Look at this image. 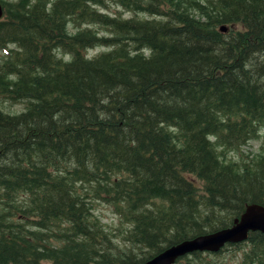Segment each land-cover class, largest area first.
<instances>
[{
	"label": "trees",
	"instance_id": "trees-1",
	"mask_svg": "<svg viewBox=\"0 0 264 264\" xmlns=\"http://www.w3.org/2000/svg\"><path fill=\"white\" fill-rule=\"evenodd\" d=\"M0 3V264H143L264 206V0ZM230 251L264 234L176 264Z\"/></svg>",
	"mask_w": 264,
	"mask_h": 264
},
{
	"label": "water",
	"instance_id": "water-1",
	"mask_svg": "<svg viewBox=\"0 0 264 264\" xmlns=\"http://www.w3.org/2000/svg\"><path fill=\"white\" fill-rule=\"evenodd\" d=\"M2 17L3 6L0 3V20ZM220 31L226 32V29L221 27ZM251 232L264 234V206L250 205L232 227L170 246L143 264H176L180 258L195 252L217 253L228 244L246 241Z\"/></svg>",
	"mask_w": 264,
	"mask_h": 264
},
{
	"label": "rangeland",
	"instance_id": "rangeland-1",
	"mask_svg": "<svg viewBox=\"0 0 264 264\" xmlns=\"http://www.w3.org/2000/svg\"><path fill=\"white\" fill-rule=\"evenodd\" d=\"M9 1H15V0H9ZM108 11L111 14H117L121 13L123 17H131L132 14L129 12H126L118 7H116L114 4H110ZM100 30V29H98ZM103 49H94L90 50V55H95L98 52L102 51ZM2 53L0 52V57ZM3 109L11 114L19 113L23 110L24 106L23 104H10L8 102L2 103ZM264 131V130H263ZM264 133L262 134V137L257 140L251 141L248 145L243 147L242 152L244 154H257L261 152V146L262 142L264 140ZM228 159L231 160H237L238 155L236 152H229L227 154ZM94 214L100 219L101 223L104 224L108 230H123L127 227V225L122 224L118 217L114 214L112 208L109 205H106L104 203L98 202L94 204ZM239 256L237 252L230 251L224 253L218 261H220L222 264H238L239 262Z\"/></svg>",
	"mask_w": 264,
	"mask_h": 264
},
{
	"label": "bare ground",
	"instance_id": "bare-ground-1",
	"mask_svg": "<svg viewBox=\"0 0 264 264\" xmlns=\"http://www.w3.org/2000/svg\"><path fill=\"white\" fill-rule=\"evenodd\" d=\"M139 209V208H138Z\"/></svg>",
	"mask_w": 264,
	"mask_h": 264
}]
</instances>
